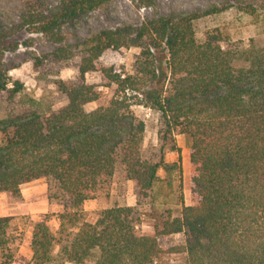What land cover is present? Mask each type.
Instances as JSON below:
<instances>
[{
    "label": "trees",
    "instance_id": "16d2710c",
    "mask_svg": "<svg viewBox=\"0 0 264 264\" xmlns=\"http://www.w3.org/2000/svg\"><path fill=\"white\" fill-rule=\"evenodd\" d=\"M112 1L25 0L21 25L58 45L44 60H80L78 82L54 81L68 101L57 109L10 107L24 87L18 80L11 86L3 56L19 43L0 33V192L21 197L24 184L45 178L49 202L61 207L57 229L51 213L33 225L34 264H163L166 252L185 254L186 264H264V45L254 38L233 41L219 29L200 38L197 21L231 7L217 4L64 43L67 22ZM237 9L261 15L254 3ZM133 47L140 53L131 69L99 62L107 51ZM89 72L113 89L108 104L90 110L86 106L103 91L86 82ZM147 113L156 119V157L145 154ZM179 134L190 151L189 205ZM167 149L178 151L177 161L165 160ZM120 165L135 181L138 199L155 203L153 193L166 186L180 214L167 209L154 234L141 231L138 205L116 204L100 210L94 222L87 220L84 205ZM177 233L184 244L165 251L159 238ZM16 241L13 217L0 216V264H13Z\"/></svg>",
    "mask_w": 264,
    "mask_h": 264
},
{
    "label": "rangeland",
    "instance_id": "374dc122",
    "mask_svg": "<svg viewBox=\"0 0 264 264\" xmlns=\"http://www.w3.org/2000/svg\"><path fill=\"white\" fill-rule=\"evenodd\" d=\"M53 5L56 0H45ZM154 6L140 7L132 0H113L110 4L82 15L73 21L67 22L63 27L66 37L64 43H73L79 39L106 28H115L121 25H138L149 17L167 15L174 12L202 11L217 4L231 5L222 13L211 15L197 21V34L200 38L211 30L226 32L231 40H244L248 42L254 38L259 45H264V6L263 0H156ZM254 3L261 9L260 18L243 13L237 9V5ZM26 6L25 0H0V33L10 35L19 43L14 50H6L3 56L4 67L9 70L13 80L23 83V90L14 104L10 107H52L57 109L67 104V99L57 91L54 81L78 82L79 58L63 61L44 60V56L56 50L58 45L49 40L45 35L33 32L21 25L22 12ZM140 53L138 48H122L117 51H107L100 58L101 64L114 65L118 68L131 69L134 60ZM86 82L96 85L103 91V97L88 104V110L100 105L108 104L113 94V89L105 86L102 77L96 72L86 74ZM1 103V102H0ZM1 114V113H0ZM148 125L145 134V154L149 157L158 155V138L155 128L156 119L147 113ZM177 146L180 148L182 159V185L184 203L191 204L190 191V151L185 135L176 136ZM178 151L165 150V160L177 161ZM160 175L164 177L163 171ZM177 180V179H176ZM177 183V182H176ZM21 197H16L10 192H1L0 198L5 202V213L13 217L14 230L17 234L16 256L13 264H34L32 260L31 236L33 225L42 218L45 213L55 214L52 224L55 229L59 226L56 216L61 207L56 203H50L47 198L48 184L45 178L33 180L22 186ZM26 191L27 197L23 194ZM35 191V192H33ZM169 192V195L167 194ZM155 203L152 199H138L136 183L126 178L125 171L120 165L112 181L101 189L99 195L90 199L84 205L87 220L94 222L100 210L119 205H138L141 212L140 229L145 234H154L156 224L160 223L162 214L167 216V209H171L174 215H179L181 206L176 204L177 197L170 193L168 187L157 188ZM33 198V199H31ZM29 201V202H28ZM159 242L167 251L170 247L184 244L182 233L161 236ZM163 264H186V256L183 253H163ZM73 264V263H66Z\"/></svg>",
    "mask_w": 264,
    "mask_h": 264
},
{
    "label": "crops",
    "instance_id": "0c3cea01",
    "mask_svg": "<svg viewBox=\"0 0 264 264\" xmlns=\"http://www.w3.org/2000/svg\"><path fill=\"white\" fill-rule=\"evenodd\" d=\"M23 190V189H22ZM23 192V191H22ZM33 192H35V191H33ZM0 194H1V192H0ZM26 197H27V195H26V191H25V193H23ZM0 198H2V197H0ZM31 199H33V198H31ZM29 202V201H28ZM5 209H6V205H5V202H3V200H1L0 199V216H8L4 211H5Z\"/></svg>",
    "mask_w": 264,
    "mask_h": 264
}]
</instances>
